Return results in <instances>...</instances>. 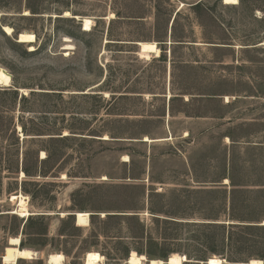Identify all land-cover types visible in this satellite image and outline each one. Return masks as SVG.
<instances>
[{
	"label": "rangeland",
	"instance_id": "obj_1",
	"mask_svg": "<svg viewBox=\"0 0 264 264\" xmlns=\"http://www.w3.org/2000/svg\"><path fill=\"white\" fill-rule=\"evenodd\" d=\"M0 9L6 37L4 27L36 37L21 45L14 33L9 40L0 33V68L12 81L0 91L15 89L16 80L19 95H49L25 102L30 112L18 106L11 112L9 97L0 95V264L11 238L36 254L17 264H46L56 254L64 264H83L89 252L104 264H125L132 253L147 261L176 254L193 262L203 255L195 231L205 230L186 224L229 213L216 191L229 194L220 177L230 159L235 183L257 202L264 226V0H239L234 7L222 0H1ZM85 18L89 32L82 30ZM139 42L155 43L159 55L142 58ZM171 88L220 96L189 104L184 96L172 104L171 117ZM42 147L55 148L52 163H41ZM23 167L54 177H22ZM19 195L28 199L30 216L45 219L25 227L30 216L18 217L11 202ZM80 212L89 214L88 227L60 222ZM237 255L239 264H264V244Z\"/></svg>",
	"mask_w": 264,
	"mask_h": 264
},
{
	"label": "trees",
	"instance_id": "obj_2",
	"mask_svg": "<svg viewBox=\"0 0 264 264\" xmlns=\"http://www.w3.org/2000/svg\"><path fill=\"white\" fill-rule=\"evenodd\" d=\"M1 1V0H0ZM200 7H202L201 3L197 4L194 6V8L197 10ZM29 12L32 15H37V14H43V11H38L36 8L32 7H27ZM1 10V9H0ZM18 10L17 7L14 8V11ZM178 13L176 14V16ZM176 20V18H175ZM174 20V22H175ZM0 33L5 36L1 31ZM15 38H17V35L19 34L18 30H14ZM12 37V36H11ZM6 39L9 40L8 37L5 36ZM16 46V43H14ZM36 51L34 52H26L24 51L25 55H35ZM164 50H162V55L159 57L160 61H164ZM104 84V83H103ZM102 84V85H103ZM39 90H44L40 86H38ZM14 88L15 89H6L3 91H0V95H7L9 97V110L11 112H14L12 110L16 109L18 106L21 112H30V109L25 108L23 105L25 102H27L29 99L34 98V97H49V95L44 94V93H36L35 91L30 92L29 99L25 96L19 95V84L14 80ZM104 89V88H102ZM110 94H114L117 92H109ZM171 97L169 99V115L171 117H174V113L171 109L172 104L177 101V100H183L184 96H188V100L186 104H189L193 100H214L218 95L217 93L207 91L202 94H195V93H190L187 90H182V91H175L174 89H170ZM56 96L61 97V93L58 94H53ZM116 96L112 95L111 99L114 100ZM119 98L126 99L128 98L127 96L121 95ZM57 114V111L53 112ZM184 116L186 117H192V118H197L199 117L198 115L195 116H189L187 113H184ZM64 117V115H63ZM18 124L20 125L19 127L21 128L23 134H27L28 132L26 131L25 126L21 123V121H18ZM14 120L11 119L8 122L7 129L10 132V135L14 134ZM70 134H73L72 128L67 129ZM37 136H41L36 134ZM188 137H190V132H187ZM28 136V134L26 135ZM92 136V135H89ZM93 137H101V136H96L94 135ZM69 138L70 135L63 137V138H50V142H59V141H68L70 140ZM226 139H228L232 145L236 143V140L231 136V135H226ZM85 140L84 142H90L94 141L93 139H83ZM87 140V141H86ZM90 140V141H88ZM264 145V142L260 143ZM43 151L46 153V158L41 162L42 164H48L52 163L54 161V158L56 157L55 153V148L51 147H42ZM129 158V162H132V156L127 155ZM189 165L192 168L193 171V165H192V160L191 158L188 159ZM230 165H229V170L226 171L223 170V175H221V179L227 180L229 182V194L227 195L226 191H216L219 194H223V206L227 208L228 214L223 217L218 218L217 216L212 218L211 222L208 223H193V224H186V225H192V227L198 228L200 230H205V231H195L197 234L195 235V241L201 248L202 256H196L193 257L194 261L197 262H205L207 261L206 254H212L216 256H221L222 258L226 259V261L229 264H239L242 263V261H239L237 253L240 252L243 249H246L247 246H259L263 245L264 242H259L260 240H263L260 236L261 234L264 235V226L259 225L260 223V218L258 213L260 210L255 208L256 201H251L249 197H247V193L249 192L245 191L244 186H239L235 183L234 178H233V170H234V165L232 162V159L229 160ZM35 162L38 163V161L35 159ZM25 177L30 178V177H42V178H47L51 175L48 172H43L40 171L39 173L32 172L31 169L27 167H23L21 171ZM54 177V176H51ZM220 182V181H219ZM0 183H1V177H0ZM26 183V182H25ZM32 184V183H31ZM34 184V183H33ZM24 187V185H23ZM221 187V186H218ZM23 191L25 193H28L26 189L23 188ZM261 191H258L256 193H259ZM264 193V192H263ZM251 194V193H250ZM34 198V196H31ZM258 206V205H257ZM262 204H259L258 207H261ZM153 212V210H150ZM93 217H91L90 222L92 223ZM117 216H108L107 218H115ZM136 217L135 216H123L122 219L125 220H134ZM45 219L44 216H30L28 217V220L26 221L25 227L29 226L34 220L35 221H43ZM157 220V219H156ZM73 218L71 216H66L63 219H60V222L63 224H69L71 226H74ZM226 222H229L226 224ZM74 228V227H73ZM37 234V233H34ZM26 244L21 241L19 248L20 249H25ZM138 254H141L137 252ZM127 256V254L125 255ZM150 256H153V254H150ZM162 259L166 260V257H161ZM187 259L190 261L191 257L187 256ZM184 264H194V263H184Z\"/></svg>",
	"mask_w": 264,
	"mask_h": 264
},
{
	"label": "bare ground",
	"instance_id": "obj_3",
	"mask_svg": "<svg viewBox=\"0 0 264 264\" xmlns=\"http://www.w3.org/2000/svg\"><path fill=\"white\" fill-rule=\"evenodd\" d=\"M223 5L225 6H237L239 5V0H222ZM70 14L68 12L65 13L64 17H69ZM77 18V17H76ZM113 18V15H110V19ZM82 27L83 32H89L91 31L92 22L85 18L82 20ZM5 34L9 37L13 35V31L9 27L3 28ZM16 41L21 45H32L36 42V37L33 33L24 32L20 33L19 38L16 39ZM66 43H70L68 39H65ZM137 46L139 47V55L142 58H146L149 55H159V50L157 48V45L155 43H146V42H139L137 43ZM30 51H33V47L30 46ZM67 50L71 49V45H67L65 47ZM66 50V51H67ZM11 76L10 74L0 68V87H10L11 85ZM23 92V91H22ZM19 130V129H18ZM66 135V134H65ZM106 139V138H104ZM144 141L150 142L149 139L145 138ZM45 158V154L41 152V159ZM126 160L127 157H125ZM22 173V177H23ZM11 202L15 203L17 205V209L15 214L18 217L26 218L30 216L29 211L27 209L28 207V199L23 197L22 195L19 196H12ZM78 227H88L89 226V214L88 213H77V224ZM20 239L19 238H11L8 243V247L4 249L3 255L1 256V260L3 264H17L19 260H32L36 256L35 253H33L30 250L27 249H20ZM185 259L184 256L179 255H172L170 256L169 263L170 264H182L183 260ZM65 258L61 254L56 255H50L46 259V264H64ZM83 264H104V258L96 253V252H89L84 256V263ZM126 264H163L160 260H151L150 263L143 257L138 256L135 253H132L130 257L128 258ZM209 264H223L222 260L218 257H212L210 258ZM250 264H263L260 260H252Z\"/></svg>",
	"mask_w": 264,
	"mask_h": 264
},
{
	"label": "water",
	"instance_id": "obj_4",
	"mask_svg": "<svg viewBox=\"0 0 264 264\" xmlns=\"http://www.w3.org/2000/svg\"><path fill=\"white\" fill-rule=\"evenodd\" d=\"M73 19L74 20H78L76 17H73ZM173 21H174V18L172 19V21H171V24H170V28H171V26H172V24H173ZM171 33V31L169 32V34ZM19 36H20V34H18L17 35V38H19ZM137 45V44H136ZM19 92H21V90H19ZM22 93V92H21ZM169 98H170V95L167 97V100L169 101ZM66 216H71V217H73L74 218V222H75V224H77V213H72V214H68V215H66ZM169 260H170V258H167L166 260H164V261H162V263L163 264H170L169 263ZM209 261H210V258L209 259H207V261H205V262H197V261H189L186 257H185V259L183 260V263L182 264H184V263H194V264H209ZM127 262V261H126ZM126 262H125V264H126ZM223 262V264H227V262L226 261H222ZM148 263H150V261H148ZM248 264H250V263H248Z\"/></svg>",
	"mask_w": 264,
	"mask_h": 264
},
{
	"label": "crops",
	"instance_id": "obj_5",
	"mask_svg": "<svg viewBox=\"0 0 264 264\" xmlns=\"http://www.w3.org/2000/svg\"><path fill=\"white\" fill-rule=\"evenodd\" d=\"M151 141V140H150Z\"/></svg>",
	"mask_w": 264,
	"mask_h": 264
}]
</instances>
